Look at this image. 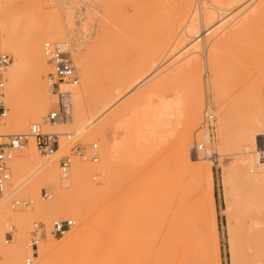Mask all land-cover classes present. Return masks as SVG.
Listing matches in <instances>:
<instances>
[{
  "label": "bare ground",
  "instance_id": "bare-ground-1",
  "mask_svg": "<svg viewBox=\"0 0 264 264\" xmlns=\"http://www.w3.org/2000/svg\"><path fill=\"white\" fill-rule=\"evenodd\" d=\"M10 1L0 0V52L13 56L11 64L4 68L3 72L0 71L3 81L6 82L4 100L9 110L5 113V118L2 117L4 120L0 121L2 136L25 132L30 126V121L38 123L44 116L49 96L46 93V84L43 83L45 79H42L45 73L47 75L49 68L42 53V45L45 41L65 39L68 33H72L67 32L66 27H73L75 24L71 17V8L55 9L52 0L45 2L51 6L48 10L42 8V3L31 7L30 0H25L24 6L17 11L11 8ZM101 1L104 2L105 12L104 16L99 17V27L105 25L100 27L101 30L106 28L110 21L125 22L126 17L121 12L122 6L119 3L121 0ZM204 1L209 3L208 7L199 12L198 18H194L196 20H191V17L187 20L192 0H185L171 12L172 14L170 13L169 18L166 17V23L162 21L163 26L157 31L156 37L147 43V58L142 55L146 58L143 59L144 64L130 77L135 83L138 82L137 85L133 81L129 84L131 79H125L111 91L95 93L94 88L98 82L96 75L99 74H96L97 68L92 62L96 59L95 54L98 55L102 51V41L98 37L89 41L90 48L81 56L80 49L77 47L75 51L72 50L74 46H71V40L66 39L71 47L70 55L77 64L75 66L81 68V85L79 88L61 85V89L71 93L70 118L57 125L43 123L41 131L71 133L74 142L80 139L73 132L84 134L87 139L99 140L102 149L98 155L101 156L102 162L97 167H91L75 159L68 179L71 183L67 180L60 183L54 160L47 161V158L45 163L36 166L39 163L38 148L33 138L28 139L26 148L17 151L11 162L12 181H22L16 187L7 188L19 190L20 185L22 193L31 195L35 202L30 208L15 210L5 201L6 197L0 199V264L2 261L4 264H23V258L34 251V258L39 264H220L213 216L211 170L209 163L205 162L212 156L209 144L214 139L211 133L205 130L201 137L204 148L196 153L193 151V144V147L190 146L192 133L203 110L201 68L204 64L212 74L208 88L215 107L208 103L205 110L217 114L218 117L215 134L218 140L217 155L220 158L224 156L223 149L227 141L229 142L228 135L234 114L247 116L235 140L228 165L235 213L233 223L227 226L232 264H264V108L259 101H248L253 99L246 95L247 93L235 98V104L222 101L227 84L222 64L223 52L231 45L241 47L246 53L264 49V31L252 32L260 23V26H264V2L254 6L251 0ZM232 2L233 5L235 3L234 7L230 6ZM61 12L64 13V19ZM192 15L193 12L190 16ZM87 17L84 31L95 21L92 15ZM231 24L232 29L219 39L212 41L213 39L208 38L206 40L211 41L207 43L205 40L207 44L195 39L196 35L208 30L214 33L216 38ZM145 38L147 39L146 36ZM176 42H179L180 48H173L175 51L166 60L171 62L167 68L179 62H182L181 66L168 73L155 86L118 106L122 98L146 82L148 77L143 78L144 75H155L158 72L157 65L163 57L161 55L167 53ZM127 47L129 48L128 43ZM199 57L203 59L202 66ZM25 64L32 66L34 71L27 90L22 93L20 77ZM180 85L186 88L184 96L176 95L170 101L164 96H159L160 89L164 86L175 88ZM251 88L252 86L248 87L250 90ZM124 92L126 93L122 95ZM142 105L144 108L140 109ZM103 116L106 117L101 121ZM69 123L72 124L71 128H68ZM109 128H121L124 133L122 139L118 140L116 131L108 139ZM167 139L171 144L169 151L163 154L159 174L157 171L158 176H153L156 171L148 165L156 147L153 148V144L159 141L164 143ZM68 146L69 143L63 142L60 149H68ZM59 150L50 157L60 154ZM126 161L136 167L133 165L130 170L126 169ZM91 170L103 176V187H98L89 180ZM131 173L141 196L150 194L149 199L153 202L161 200L163 206L159 237L153 243L156 251L144 257L137 253L140 244L117 240L111 233L120 220L117 211L108 213L99 210L93 215L84 206L87 202L102 198L107 192L116 191L118 183L132 175ZM42 186H51L53 189V196L48 202L40 197ZM67 187L72 188L71 192L80 197L67 200ZM133 207L134 204L130 203L124 211L125 216L126 213H134ZM209 211L212 217L207 221ZM65 215H70L77 221V226L71 233L65 232L62 237L54 240L47 232V225L44 229L46 239L50 244H54V247L39 241V238L36 249H25V239L29 237L33 220L40 219L50 225L53 218ZM7 224L13 225L15 230ZM103 226L108 229L104 231ZM6 227L13 229L9 245H5V235L8 232Z\"/></svg>",
  "mask_w": 264,
  "mask_h": 264
},
{
  "label": "rangeland",
  "instance_id": "rangeland-1",
  "mask_svg": "<svg viewBox=\"0 0 264 264\" xmlns=\"http://www.w3.org/2000/svg\"><path fill=\"white\" fill-rule=\"evenodd\" d=\"M47 1H49V0H47ZM47 1L46 0H30L29 3L31 4V7L32 6L36 7L37 4L42 3L41 4L42 8L44 10H48V8L51 9V6L48 3H45ZM184 1L185 0H126V1L121 0L119 3H120V6H122L121 12L124 13L125 17H126L125 22L122 20H119L116 23L113 21H110L106 24V28L102 29V30L106 29L104 32H101L102 30L100 27H105V25L104 26L101 25L99 27V25H100L99 24L100 23L99 17L105 15V12L103 10L104 9V6H103L104 2L103 1H101V0H82V1L81 0L80 1L79 0H52V3H53L52 5H53V8H55V9L57 7H60V8L70 7L71 8V14H72L71 17H72L73 23H75V24L73 25V27H66L67 32L72 31V33L71 34L68 33L65 36V39L60 40V41L71 40L72 42L71 41H69V42H70L72 47L74 46L72 48V50L75 51L76 48L78 47L80 49V52H81V53L79 52L80 53L79 55L83 56L84 54H86V52H87L86 50H88L90 48V46H88L90 44L89 41H93L94 38H97V37L99 40L102 41V42H100V46H102L101 47L102 51L99 52L98 55L95 54L96 59H94V61L92 62L95 65V67L97 68L96 74H99V75H96L98 77V79L96 78V80L98 82L94 88L95 93L98 94L102 91H111V90L117 88L121 83L120 81H122V80L131 79L130 77H132L134 75V73L144 64L143 62L147 58L146 57L148 55L147 43H149V41L151 42L152 39H154L156 37L157 33L160 31L161 27L163 26V24H161V23H163L165 21L166 17L171 16V14H172L171 12L175 11L176 8L178 6H180V4L184 3ZM239 2H241V1L239 0ZM250 2H253L254 6H258L260 3H263L264 0H251ZM24 4H25V0H11L10 1L11 8L14 11L19 10L21 7L24 6ZM207 4H209V3L204 1V0H192V3L190 5L191 10L189 8V10L187 12V20H190V17L193 18L191 20H196L194 18H196V17L198 18L199 14H200L199 12H201V10L203 11V8L206 9L208 7ZM232 5H233V2L230 4V6H232ZM234 5H235V3H234ZM234 5L232 7H234ZM236 5H237V2H236ZM137 8H138V10H137ZM194 8H195V10H194ZM192 9H193V11H192ZM192 12H193V15L190 16L192 14ZM204 12H205V10H204ZM63 15H64V13L62 14V12H61V16L63 17L62 19H64ZM91 15H92V17L95 18L94 19L95 21H93V24L91 26H87L86 31H84L83 26L84 25L86 26L87 21H88L87 16L90 17ZM153 18H154V20H153ZM161 18H163V19H161ZM168 18H167V20H168ZM185 19H186V17H185ZM131 20H132V22H131ZM165 23H166V21H165ZM260 25H262V24L260 23L256 28H254V30L252 32L256 33V32H260V31H264V26H260ZM145 26H146V28H144ZM156 28H158V29H156ZM231 29H232V24L229 25L225 29L226 31L224 30L225 32H222L221 34L216 36V38L214 37L215 34L210 32V34L206 37V39L208 40V38H210V39H213L212 41H214L216 39H219L221 36L225 35ZM33 30H36V29H33ZM202 30L203 29H201L200 31H202ZM133 31H134V33H133ZM143 31H144V33H143ZM145 33H149V34H145ZM84 35L85 36L87 35V36L84 37ZM134 36H136V37H134ZM145 36L147 37V39L145 38ZM140 38L144 39L145 43H144V40H141ZM21 39H24V38H21ZM73 39H74V41H73ZM136 39H138V40H136ZM207 40H206L207 43H209L211 41V40L210 41H207ZM127 43L129 45V48L127 47ZM133 43L136 44V48H135V44H133ZM207 43H205V44H207ZM73 44H76V45H73ZM137 44H138V46H137ZM81 46L83 49L81 48ZM139 46L143 47V48H139ZM124 48H126V49H124ZM173 48L175 50L179 49L180 48L179 42H176L173 45V47L169 51H167V53H163V55H161V57L162 56L163 57H162L161 61L159 62V64L157 65L158 72L155 75H153V74H151L150 76H149V74L144 75L143 78L148 77L146 79V82L143 85L138 86L137 90H135L133 93L122 98L118 102V104H117L118 106L125 104L126 102L131 100V98H133L135 95L143 93V92H145V90L155 86L158 82H160V80H162L164 77H166L168 73H170L173 70H176L178 67L181 66L182 62H179V63L175 64L174 66L167 68L171 62L166 61V60L168 59V57H170L169 55H172V53L175 51ZM3 53L9 55L11 58V62H12L13 56L7 52H3ZM140 53H142V54L140 55ZM142 55L146 58H144ZM199 58H200V62H202V63H200L202 66L204 64L202 61L203 59L201 57H199ZM71 59H72V57H71ZM72 61H73L74 65L77 66V64H75L73 59H72ZM165 61H166V63H165ZM11 62H10V64H11ZM97 62H98V65H96ZM163 62H164V64H162ZM138 63H140V64L138 65ZM109 64H111V65H109ZM222 64H223V68H224L225 79L227 82L225 90L223 91V98H222L223 103L235 104V102H233V100L235 98H238L239 96L247 93L246 95L250 96L253 99V100H248V101H254V100H255L254 102L259 101L264 108V49L263 50L261 49L258 51H251V52L246 53V52L242 51L241 47H239L237 45H231L227 49V51L223 52ZM79 67H76L77 71H78V76H79V83L76 86V88H79L81 85L80 79H81L82 73L80 70L81 68L79 69ZM98 67H100L101 69H99ZM33 71H34V69L32 68V66H30L28 64H25V66L23 67V71H22L21 77H20V87H21L22 93H25V91L27 90L26 87L28 85V82L33 77ZM47 71L49 72L50 69ZM79 71H80V73H79ZM2 72H3V70H2ZM211 76H212V74H211L210 70L204 64L201 68V77H202V83H203V87H202L203 110L201 112L200 119L197 122V125H196V127L192 133L191 140H190V146H192V144L194 146L195 144L202 143L201 137H202L203 131L199 130V125L203 119L204 112L206 111L205 110L206 105L209 103V104H212V107H214L213 97H212V95L209 91V88H208L209 87L208 84H209V80L211 79ZM2 77H3V74L1 73V78ZM45 77H46V73L43 75L42 80L46 79ZM133 80L134 79L132 78L130 80L129 84ZM1 81L3 83L2 91L4 93L5 87H6V82L3 81V78ZM43 83L45 85L46 80ZM133 83H135V81H133ZM137 83H135V84L137 85ZM135 84H132V85L134 86ZM132 85H130V86L132 87ZM249 86H252L251 90L248 89ZM46 88H47V85L45 86V89ZM207 90L209 91V93ZM126 92H124L122 95H124ZM46 93H48V96H49V102L47 104L48 107H46L47 112L45 111V114L42 117V119L40 120V122L37 123V122H31L30 121L29 122L30 126L33 124H37L40 126V129H42L41 128L42 124L47 123V122H45L46 121L45 116L47 115V113L51 109H53L56 106V101L53 100L54 97H52L49 94L48 88L46 90ZM185 94H186L185 86L180 85V86H176L175 88H170V87L164 86L163 88L160 89L159 96H164L166 100L170 101V100H172L171 98L172 97L174 98L176 95L184 96ZM4 95H5V93H4ZM5 106H7V105H5ZM143 108H144L143 105L140 106V109H143ZM110 111L111 110H109V112ZM8 112H9V110L6 108V113H8ZM105 117L106 116H103L101 121L104 120ZM4 118L3 119L0 118V121H3ZM214 118H215V121L213 124L214 127L210 131L211 137H213L212 139H214V140H212L213 142L211 141L212 143L209 144V147L212 150V156H211V158L205 160V162L209 163L210 170H211L210 182H211V189H212L213 198H214L213 216L215 218V224H216V236H217V245H218V252H219V263L220 264H232V256H231V252H230V248H229V238H228L227 226H228V224L233 223V221H234L233 216L235 213H234V205H233L234 200L232 199L233 198V188H232V183H231V173L228 170L229 169L228 165L230 164L229 163L230 162V158H229L230 154L233 153V151H234V144L236 143L235 140H236L238 133L240 131V128L243 125L244 120L247 118V116H243L241 114H234L233 121L231 123L230 133L228 135L230 143L227 141V143H226L227 145L223 149L224 156H222L221 158L217 155V153H218V150H217L218 149L217 148L218 147L217 146L218 140L216 139V134H215L216 133V131H215L216 123H217V118H218L217 114H214ZM68 125H69L68 128L72 127L71 123H69ZM30 126L27 127L25 132L19 131L16 134L29 132ZM107 131H108V134H107L108 139L113 134L114 131L117 132L115 135L118 138V140L122 139L123 134H124L123 130L121 128H119L117 130H112L111 128H109ZM200 132H201V134H200ZM73 133L77 134L78 138L80 139V140H77V142H79L81 145L87 147V146H89L90 143H97L98 152L101 151L102 145H101V142H99V140L87 139V138H85L84 134L77 133V132H73ZM29 139L31 140V138H29ZM33 142H34V140H33ZM158 143L155 145L153 144V148L155 146L156 147L154 148V150L152 152L153 154H151V158H150L151 160L149 159V164H148L151 169H153V170L155 169L154 171H156L155 175L153 174V176H158L159 171L161 170V165H162L161 162L163 159L162 158L163 154L167 153V150L170 148V145H171L168 139L164 143H162L160 141ZM230 145L233 147H230ZM203 148H204V146H203ZM66 150H67V148L61 147V149L58 152L60 154H56L55 156L48 158L47 161L48 160H54L57 164L58 158L60 157V155H63V153ZM213 150H214V154H213ZM37 153L39 155V163L36 166H39L40 164L45 163L46 159H44L40 156L38 150H37ZM219 158L221 161L219 160ZM101 162H102V159H101V156H99V160L97 163H94V164H91L88 162H82V163L88 164L87 166L97 167L98 164H101ZM133 165H135V164L126 161V163L124 164V167L126 169L130 170V166H133ZM135 167H136V165H135ZM135 167H133V168H135ZM35 168H37V167H35ZM57 168H58V164H57ZM58 171H59V169H58ZM70 171H71V169H70ZM157 171H158V174H157ZM132 176H133V174L128 175L125 180L120 181V183H118V188L116 191L107 192L102 198H98V199L96 198L97 200L95 199V201L92 200L91 202H87L84 204V206L88 209L89 213H91L93 215H96L95 212H97L99 210L103 211V212H108V213L113 212L114 210L117 211L118 216L120 215V218H119L120 220H118V223L116 224V226L113 227V229L111 230V233L113 234V236L117 240H126L130 244H132V243L140 244V247L137 250V253L139 255H141V257H144L146 255L155 253V251H156L155 248H153V243H155L159 237L161 210H162L163 206H162L161 200H156L155 202H153L151 199H149L148 195H150V194H147L144 197H142L139 190L136 188L137 184L135 183V179ZM69 178H70V173H69L68 178L65 180L68 181ZM88 178L96 186H98V187L104 186L103 176L101 174L95 172V170L89 171ZM21 181L22 180H20L19 182H13L12 177H11L8 186L9 187H16L17 184H19ZM62 181H64V180L60 179V172H59V182L64 183ZM224 181H226V183H224ZM68 183L70 184L71 181L70 182L68 181ZM18 186L20 187L18 192L14 196L6 198L5 201H8L9 205L11 207V201L13 199H18L21 201L31 200L32 204L29 206H26V207L27 208L32 207L34 202H35L34 198L29 194L27 195V193H22V189H21L22 186H20V185H18ZM65 189H66V192L68 193L66 196L67 200H72L77 196L73 192H71L72 188L67 187ZM44 190L49 193L50 198L49 197L43 198V191ZM230 192H231V194H229ZM51 196H53L52 187L51 186H42L40 189L41 199L43 201L48 202L51 200ZM77 197L79 198L80 196H77ZM130 203L134 204V207H133L134 213H130L131 215L126 213V216H125L124 211L128 208ZM26 207H22V208L20 207V209L24 210V209H26ZM18 209L19 208H15V210H18ZM65 216L53 218L50 221V225L44 223L45 221L43 222V220H40V219L33 220L31 223L30 229H29V237H28L29 240H28V238L25 239V244H24L25 249L26 250L32 249L31 248V238H30L31 236L30 235H31V232L33 230V224L34 223H38L40 228L43 231H44L45 227L47 228V225H48L49 229H47V232L50 233V236L52 239L57 240L62 236H60V237L52 236V234H51L52 223L56 220L64 221L67 219H71L74 221V226L70 230H68L69 232L67 231L68 233H71L75 229V227L77 226V221L74 217H72L70 215H67L66 217ZM131 217H133L134 219H132ZM211 217H212V215L210 216V211H209L207 221H209L211 219ZM8 226H12L13 229L15 230V227L13 225L9 224ZM13 229L10 230V229H8V227H6L5 230H6V232L8 230V232L5 235V245L11 244V239H12L11 235H12ZM105 229L107 230L108 228L106 226H103L104 231H105ZM44 236H43V238H40V239L38 238L39 241L46 242L51 247H54V244H50L51 242L47 241L46 234ZM33 254H34L33 256H32V254L26 255L23 258V264H26L27 258H31L30 264H39L38 260L34 258L36 256V252L34 251ZM2 264H4L3 261H2Z\"/></svg>",
  "mask_w": 264,
  "mask_h": 264
},
{
  "label": "built area",
  "instance_id": "built-area-1",
  "mask_svg": "<svg viewBox=\"0 0 264 264\" xmlns=\"http://www.w3.org/2000/svg\"><path fill=\"white\" fill-rule=\"evenodd\" d=\"M209 34L210 30L202 32L196 35L195 39L204 43ZM70 49L71 47L67 41H45L42 45V53L50 69L46 75V85L49 94L56 101V107L51 109L46 115V122L50 125L64 123L70 118L71 93L69 90L61 89V85L76 87L79 83L78 71L71 59ZM10 62V56L0 52V71L6 68ZM1 80L0 73V118L4 117L6 113L4 93L2 91L3 83ZM214 121V114L206 110L199 125V130H207L210 132L214 127ZM29 138H33L40 156L44 159L49 158L57 152L60 149L61 143H69L68 149L57 160L61 180L68 178L72 163L75 159L91 164L97 163L99 160L97 143H90L89 146L85 147L79 142H74L73 134L71 133H44L37 124L31 125L27 133L7 136L0 135V199L3 197H12L18 192V188H7L11 179V162L17 151L26 148ZM196 146L198 147L196 148ZM202 149L203 145L201 143L195 144L193 147V151L196 153ZM48 197L50 198L49 193L44 190L43 198ZM31 204V200L21 201L13 199L11 201V208L26 207ZM73 226L74 221L71 219L64 221L56 220L52 223L51 234L54 237H60ZM44 234L45 232L40 228L39 224L34 223L31 232L32 249L37 248V240L38 238H42ZM30 263L31 258H27L26 264Z\"/></svg>",
  "mask_w": 264,
  "mask_h": 264
}]
</instances>
